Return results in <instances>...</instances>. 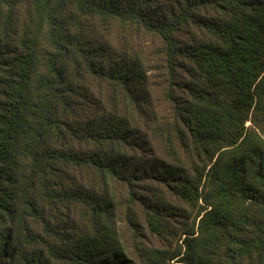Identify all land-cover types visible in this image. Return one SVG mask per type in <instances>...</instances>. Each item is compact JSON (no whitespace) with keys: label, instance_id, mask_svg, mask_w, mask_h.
<instances>
[{"label":"trees","instance_id":"trees-1","mask_svg":"<svg viewBox=\"0 0 264 264\" xmlns=\"http://www.w3.org/2000/svg\"><path fill=\"white\" fill-rule=\"evenodd\" d=\"M0 264H264V0H0Z\"/></svg>","mask_w":264,"mask_h":264},{"label":"rangeland","instance_id":"rangeland-1","mask_svg":"<svg viewBox=\"0 0 264 264\" xmlns=\"http://www.w3.org/2000/svg\"><path fill=\"white\" fill-rule=\"evenodd\" d=\"M175 219H176V221L178 222V223H180L184 218H182V217H180V216H176V217H174ZM147 240L150 242V243H155V244H157V241L154 239V237H150V238H148L147 237Z\"/></svg>","mask_w":264,"mask_h":264}]
</instances>
